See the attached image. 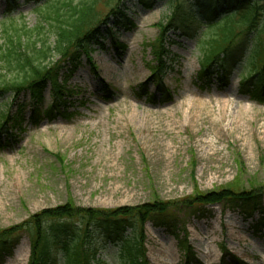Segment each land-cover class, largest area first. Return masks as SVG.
Returning a JSON list of instances; mask_svg holds the SVG:
<instances>
[{
    "label": "rangeland",
    "instance_id": "obj_1",
    "mask_svg": "<svg viewBox=\"0 0 264 264\" xmlns=\"http://www.w3.org/2000/svg\"><path fill=\"white\" fill-rule=\"evenodd\" d=\"M52 1L0 0V22L23 18L33 27L36 8ZM210 3L98 0V19L107 25L88 54L80 51L66 78L72 93L63 113L31 118L32 110L51 103L49 87L38 102L27 91L15 99L0 97V112L13 119L0 135V229L69 199L79 207L114 209L179 202L195 188L218 190L237 176V189L264 187V96L259 100L239 92L258 39L237 35L225 57V82L216 77L199 81V45L215 30L205 17ZM174 13L178 29L166 33L167 69L154 84L156 63L149 45L160 36V22L164 25ZM258 13L263 23L264 3ZM260 40L258 65L264 60L263 34ZM2 72L6 79L13 76ZM143 84L154 101L137 93ZM162 92L170 94L169 100L163 101ZM17 108L23 110L15 118ZM257 195L264 207V188ZM165 220L171 226L146 224L149 264H226L230 256L264 264V217L257 212L245 215L223 203L179 204ZM72 223L78 222L67 221ZM185 235L194 252L189 259L177 241ZM61 240L52 246L49 264H64ZM13 241L8 251L0 248V264H27L28 234L22 231ZM88 243L101 264H122L119 243L106 238L102 227L94 226Z\"/></svg>",
    "mask_w": 264,
    "mask_h": 264
},
{
    "label": "trees",
    "instance_id": "obj_2",
    "mask_svg": "<svg viewBox=\"0 0 264 264\" xmlns=\"http://www.w3.org/2000/svg\"><path fill=\"white\" fill-rule=\"evenodd\" d=\"M97 2L98 0H79L77 3L73 0H53L36 8L39 17L33 27H29L23 18L20 21L9 18L0 22V59L5 66H0V97L10 94L15 99L27 91L31 99L38 102L42 99L44 89L49 87L51 103L44 110H32L31 118L38 115L49 118L53 113H63L67 96L72 93L66 85V78L75 70L80 51L88 54L94 39L100 35L101 26L107 25L105 20L98 19ZM262 3L264 0H211L205 17L210 26H215V30L199 45V81L216 77L225 82V57L234 39L241 33H250L258 41L249 57L250 70L240 77L239 92L262 100L264 60L260 61L261 67L256 61L262 50L260 36L264 35V21L261 23L258 13ZM109 15L111 13L107 16ZM174 18L175 13L164 25L160 22V36L149 45L156 63L151 70L154 84L159 83L163 70L167 69L166 33L171 29H178L172 24ZM47 26L50 28L47 29ZM51 36L54 38L53 42L49 41ZM66 64L70 67H66ZM63 68L64 77L60 79L59 74ZM2 69L11 71L12 78L6 79ZM137 93L146 95L148 100H155V95L149 94L144 84ZM162 97L163 101L169 100L167 98H170V94L162 92ZM22 110L17 108L15 118ZM10 121L13 119L8 113L0 112V135L3 130L6 132L9 129ZM240 179L241 176H237L233 182L218 190L201 192L195 188L191 196L179 202L153 201L101 209L79 207L69 199L63 205L32 214L23 223L0 229V248L8 251L14 244V238L24 231L28 234L30 247L27 264H49L51 248L60 238L64 264H101L96 251L88 243L94 226H100L106 238L119 243L122 264H149L145 245L146 224L166 228L171 226L165 220L167 212L179 204L181 207H192L195 204L205 206L223 203L226 208L236 207L245 215L251 216L257 212L259 219L264 217V207L257 195L264 187L249 191L237 189ZM70 220L78 223L67 225ZM177 241L187 259L194 255L186 235L183 240L177 236ZM228 260L232 264H246L234 256H230ZM228 260H225L226 264Z\"/></svg>",
    "mask_w": 264,
    "mask_h": 264
},
{
    "label": "bare ground",
    "instance_id": "obj_3",
    "mask_svg": "<svg viewBox=\"0 0 264 264\" xmlns=\"http://www.w3.org/2000/svg\"><path fill=\"white\" fill-rule=\"evenodd\" d=\"M223 106H225V104L223 103Z\"/></svg>",
    "mask_w": 264,
    "mask_h": 264
}]
</instances>
